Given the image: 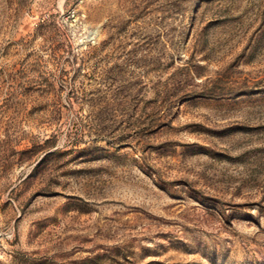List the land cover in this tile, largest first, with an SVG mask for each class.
<instances>
[{
    "label": "rangeland",
    "instance_id": "rangeland-1",
    "mask_svg": "<svg viewBox=\"0 0 264 264\" xmlns=\"http://www.w3.org/2000/svg\"><path fill=\"white\" fill-rule=\"evenodd\" d=\"M0 264H264V0H0Z\"/></svg>",
    "mask_w": 264,
    "mask_h": 264
},
{
    "label": "trees",
    "instance_id": "trees-1",
    "mask_svg": "<svg viewBox=\"0 0 264 264\" xmlns=\"http://www.w3.org/2000/svg\"><path fill=\"white\" fill-rule=\"evenodd\" d=\"M53 147H54V144L51 143L50 139H46L43 144H37L34 142L31 150L33 151L41 150L44 153H46L45 156H47L51 153H54V150H52Z\"/></svg>",
    "mask_w": 264,
    "mask_h": 264
}]
</instances>
